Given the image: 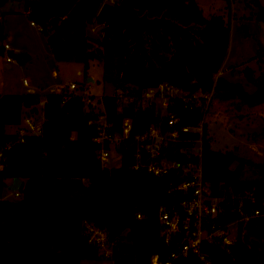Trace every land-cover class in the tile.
Instances as JSON below:
<instances>
[{
  "label": "trees",
  "instance_id": "16d2710c",
  "mask_svg": "<svg viewBox=\"0 0 264 264\" xmlns=\"http://www.w3.org/2000/svg\"><path fill=\"white\" fill-rule=\"evenodd\" d=\"M105 1L0 0V7L7 2H21L28 19L41 27L58 61H76L87 68V53L95 49L102 57L103 78L115 88L134 84L142 90L167 82L187 91L214 88L217 100L237 98L249 107L264 102V72L255 75L253 69H243L247 80L256 87L252 94L222 76L214 82L229 43L230 0H226L228 19L221 15L205 17L196 0H145L139 4L140 13L147 12L150 17L165 11L166 17L181 25H193L192 33L199 39L194 42L166 32L146 37L155 66H146L139 54L130 58L131 43L121 30L108 42H102L101 35H89L88 26L99 23L96 14ZM248 1L257 6L256 16L264 22L260 12L264 10V0ZM53 17L59 18L61 38L51 29ZM4 39L1 20L0 54ZM43 96L45 104L38 110L43 114L41 134L15 142L17 134L7 129L19 125L24 115H34L32 109L41 96L31 92L0 93V150L12 143L4 150L0 188L14 177L23 180L18 190L20 198L0 199V264H81L83 260H101L105 255L88 241L85 223L106 232L113 264H149L154 253L166 259L177 246L160 242L158 208L177 200L169 192L173 174L156 177L132 169L133 148L128 141L118 148L120 165L102 167L94 142L96 130L88 122L97 114L85 111L81 96L64 88ZM101 101L116 128L125 116L133 118L134 133L158 119L153 106L141 110L132 105L121 114L113 96H102ZM170 109L180 117L182 125H194L203 118L200 108L189 110L181 102ZM243 167L244 161L235 152L211 147L204 125L202 168L211 191L226 197L230 205H237V198L251 192L254 201L245 199L244 210L264 212V180L242 178ZM231 196L235 199L230 200ZM137 214L141 217L137 218ZM253 241L257 244L253 245ZM204 249L212 264H263L264 217L240 222L228 250L219 242L207 244ZM178 264L204 262L188 255L179 259Z\"/></svg>",
  "mask_w": 264,
  "mask_h": 264
},
{
  "label": "built area",
  "instance_id": "2783aa9c",
  "mask_svg": "<svg viewBox=\"0 0 264 264\" xmlns=\"http://www.w3.org/2000/svg\"><path fill=\"white\" fill-rule=\"evenodd\" d=\"M30 25L41 30L33 21H30ZM3 47L8 50L9 44L4 42ZM221 74L220 68L214 74V82ZM22 82L25 86L28 84L26 78H23ZM76 88L77 84L72 82L68 86V92L81 96L85 111L97 114L88 122L93 124L96 130L94 142L98 145L97 158L102 167H118L121 163L118 148L121 143L128 141L133 148L132 169L144 170L156 177L172 173L175 178L169 181V192L177 200L158 208V221L161 225L162 242L166 245L173 244L177 248L167 255L166 259H161V254L154 253L149 264H178L179 259L188 255L196 256L204 264H212L204 249L205 245L219 242L228 250L236 239L240 222L254 217H264V212L260 209L250 212L244 210L245 199L254 201L251 192H245L237 198V205H230L226 197L215 195L211 191L209 183L203 177L204 117L212 104L214 88L206 91L201 89L187 91L167 82L142 90H138L134 84H124L115 88V92L110 96L115 98L117 111L121 114L132 105L141 110L153 106L155 111L158 105L161 107L159 116H156L157 121L135 133L133 118L123 117L119 128H116L114 122L107 116L101 97H99L101 105L94 108L90 97L85 98L74 92ZM45 101V97L41 96L37 105L38 110L43 108ZM176 102H181L183 107L189 110L200 108L203 113L202 120L194 125L180 124V117L170 109ZM31 116L23 117L19 125L10 127V132L17 134L15 142H23L28 136L41 134L43 119L33 120ZM190 134H195L196 137L192 138ZM11 144L8 143L0 150V170L4 164V150ZM112 151L117 154L113 159ZM116 159L119 160V165L114 166L113 162ZM14 195L19 196V191L14 190ZM234 199V196L230 197V200ZM226 207L230 208L233 218L225 217ZM136 217L141 216L137 214ZM84 227L88 241L96 244L100 252L109 257L112 250L106 232L92 223H85Z\"/></svg>",
  "mask_w": 264,
  "mask_h": 264
},
{
  "label": "rangeland",
  "instance_id": "374dc122",
  "mask_svg": "<svg viewBox=\"0 0 264 264\" xmlns=\"http://www.w3.org/2000/svg\"><path fill=\"white\" fill-rule=\"evenodd\" d=\"M114 0H106L113 2ZM205 17L221 15L228 19L226 0H196ZM262 2V0H261ZM21 2H7L0 7V21H3L5 41L10 51L22 53L23 63L9 58L4 49L0 54V93H19L33 90L43 96L50 90L68 91L70 83L77 84L74 92L90 97L94 108L101 105L99 97L115 92L110 81L104 79L102 62L88 59V67L76 61H58L47 44L46 36L35 26L30 25ZM230 34L227 53L221 66V76L233 83H239L248 94L256 87L249 82L243 72L245 67L254 74L264 72V22L257 18V6L248 0H230ZM96 24L88 26L89 35H101ZM102 25V24H100ZM94 29V30H93ZM4 41V42H5ZM23 78L28 86L23 85ZM91 78L92 80H89ZM70 91V90H69ZM98 100V103H96ZM98 104V105H97ZM27 115H24L25 117ZM31 116V115H30ZM31 118L42 120L40 111ZM206 131L211 139V147L219 151H233L244 161L242 178L264 180V102L253 107L237 98L217 100L213 98L211 108L204 117ZM11 131L10 128L7 129ZM117 156L111 152V159ZM119 165V160L113 162ZM235 165V164H234ZM7 185L0 188V199L17 200L14 190ZM81 264H113L109 257L101 260H83Z\"/></svg>",
  "mask_w": 264,
  "mask_h": 264
},
{
  "label": "water",
  "instance_id": "95a60500",
  "mask_svg": "<svg viewBox=\"0 0 264 264\" xmlns=\"http://www.w3.org/2000/svg\"><path fill=\"white\" fill-rule=\"evenodd\" d=\"M145 0H114L113 2H103L98 9L96 19L99 24H102L100 28L101 41L108 42L112 39L113 35L121 30L123 34L129 37L131 43L132 58L135 54H139L145 61L146 66H155V62L148 53L146 46V37H150L154 34L161 35L163 32L174 33L179 37H186L192 39L194 42L199 39L192 33L193 25L183 26L177 21H174L166 17V12H162L159 16H148L147 12L140 13L138 5ZM264 15V10L260 11ZM51 29L61 38V30L59 27V18L53 17L50 20ZM9 58H14L20 63H23L22 53H14L7 50L6 52ZM88 59H96L101 62L102 57L96 52L95 49L89 50L87 53ZM89 80H92L89 78ZM160 105L157 106L156 116L160 114ZM34 114L38 113V107H33ZM264 132V126L261 128ZM23 186V180L14 177L8 184V188L11 190H20ZM233 213L229 207L225 208V217L233 218ZM160 242L162 239L160 238ZM257 241H253V245H256ZM263 264H264V255Z\"/></svg>",
  "mask_w": 264,
  "mask_h": 264
},
{
  "label": "crops",
  "instance_id": "0c3cea01",
  "mask_svg": "<svg viewBox=\"0 0 264 264\" xmlns=\"http://www.w3.org/2000/svg\"><path fill=\"white\" fill-rule=\"evenodd\" d=\"M22 7V10H23V6H21ZM26 14V13H25ZM230 14H231V11H230ZM102 27V25H100V24H96V29L97 30H100V28ZM94 30V29H93ZM6 42V41H5ZM9 44V43H8ZM9 49H11V46L9 45ZM8 49V50H9ZM10 51V50H9ZM29 83V82H28ZM25 86V85H24ZM27 86H28V84H27ZM58 91V90H57ZM27 92H31V93H34V91L33 90H27V91H25V92H19V93H27ZM49 92H53V91H49ZM42 95H45V94H42ZM11 182V180H9V183Z\"/></svg>",
  "mask_w": 264,
  "mask_h": 264
}]
</instances>
